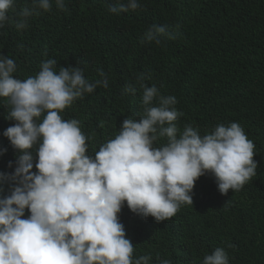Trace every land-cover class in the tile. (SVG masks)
Returning a JSON list of instances; mask_svg holds the SVG:
<instances>
[{
  "label": "trees",
  "instance_id": "1",
  "mask_svg": "<svg viewBox=\"0 0 264 264\" xmlns=\"http://www.w3.org/2000/svg\"><path fill=\"white\" fill-rule=\"evenodd\" d=\"M19 4L12 15L20 11ZM117 0H66V11L53 7L18 32L9 23L0 29V54L17 64L16 78L35 75L46 59L57 67L80 66L85 78L106 74L109 87L85 94L61 113L77 119L88 155L115 137L123 121L139 119L142 92H125L141 73L161 94L174 95L183 115L177 124L199 129L204 135L218 124L239 123L254 145L256 175L239 191L226 195L207 173L193 188V205L185 204L172 218L133 213L125 202L119 214L134 256L151 254L172 264H202L205 254L217 247L228 252L230 264H264V0H141L135 11L112 14ZM167 24L176 35L161 44L141 43L147 28ZM179 25L177 30L176 26ZM251 89L252 93L248 90ZM8 108L0 101V172H13L9 161L19 154L3 132L16 121L6 119ZM166 143L157 141L155 147ZM38 147V146H37ZM34 167L36 172L33 150ZM4 187L0 195H9ZM30 215L26 209L25 218Z\"/></svg>",
  "mask_w": 264,
  "mask_h": 264
},
{
  "label": "clouds",
  "instance_id": "2",
  "mask_svg": "<svg viewBox=\"0 0 264 264\" xmlns=\"http://www.w3.org/2000/svg\"><path fill=\"white\" fill-rule=\"evenodd\" d=\"M18 4L0 0V29L11 23L22 32L41 12L67 10L66 0H24L12 15ZM141 7V0H117L108 11ZM177 34L170 25L153 24L140 42L159 45ZM17 70L13 58L0 54V101L8 108L6 119L16 121L3 135L19 153L8 162L14 171L0 172V193L10 189L0 195V264H153L150 253L134 256L119 219L125 202L133 213L163 222L193 205L195 182L205 174L215 177L225 195L256 175L255 145L239 123L218 124L204 135L191 125L181 131L177 97L145 83L151 73L125 85V92H142L139 119H125L92 158L86 143L91 137L80 121L61 113L85 94L109 87L103 70L100 79L89 80L79 65L58 68L56 59L42 61L38 73L23 80L15 77ZM161 139L166 143L155 147ZM155 264L172 261L157 255ZM202 264H230V258L217 247Z\"/></svg>",
  "mask_w": 264,
  "mask_h": 264
}]
</instances>
